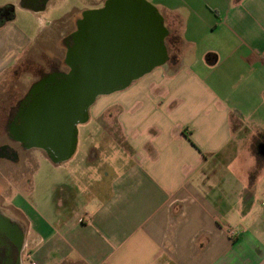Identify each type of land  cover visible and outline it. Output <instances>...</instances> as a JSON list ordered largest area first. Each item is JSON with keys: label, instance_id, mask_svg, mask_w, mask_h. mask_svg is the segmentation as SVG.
I'll use <instances>...</instances> for the list:
<instances>
[{"label": "crops", "instance_id": "0c3cea01", "mask_svg": "<svg viewBox=\"0 0 264 264\" xmlns=\"http://www.w3.org/2000/svg\"><path fill=\"white\" fill-rule=\"evenodd\" d=\"M17 3L0 0V11L33 12ZM156 9L178 32L168 60L94 104L77 134L85 160L67 174L76 180L53 185L47 213L34 195L36 157H0L11 175L0 168V210L27 226L23 264H264V0ZM16 17L0 18V81L42 32L32 37Z\"/></svg>", "mask_w": 264, "mask_h": 264}, {"label": "water", "instance_id": "95a60500", "mask_svg": "<svg viewBox=\"0 0 264 264\" xmlns=\"http://www.w3.org/2000/svg\"><path fill=\"white\" fill-rule=\"evenodd\" d=\"M100 15L116 21L112 27L115 66L85 67L80 71L75 67L71 75L45 91L39 106L32 109L33 137L28 139V145L45 150L55 163L66 162L74 155L78 125L88 121L89 108L98 97L125 90L168 60L165 43L168 29L156 7L149 2L111 0ZM125 19L128 36H125ZM122 49L131 53L132 66L128 70L119 67ZM142 57L146 63L136 66ZM261 154L264 155V147Z\"/></svg>", "mask_w": 264, "mask_h": 264}, {"label": "flooded vegetation", "instance_id": "af4514ba", "mask_svg": "<svg viewBox=\"0 0 264 264\" xmlns=\"http://www.w3.org/2000/svg\"><path fill=\"white\" fill-rule=\"evenodd\" d=\"M18 1L20 7L30 8L31 11L41 14L46 11L52 0ZM82 1L86 6L81 10H77V13H71L66 17L71 20L70 22H74L75 24V30L64 37L66 43V69L54 67L50 72L42 73L39 80L31 86L25 96L18 102L17 106L14 107L15 112L8 121L7 133L10 140L19 147L15 148L8 144L0 146V157H6L13 163H21L23 158L27 160L24 156L28 154L32 156V151L34 149H39L28 145V139L33 137L32 109L35 106H39L45 91H48L51 86H55L66 79L72 74L75 67L80 71L81 69H85V67L91 69L94 67L93 69H95L97 67L115 66V41L112 27L116 21L110 16L100 15V12L111 0ZM16 9L17 7L15 5L5 7L0 11V18H9L15 13ZM141 14L144 16L143 10H141ZM65 19H62L61 22L68 24V21ZM120 19H122V17ZM123 23L125 24L124 29L126 28L125 36H128L127 19H125ZM120 55L119 67L128 70L132 66L129 63L131 53H129L128 49H122ZM145 63L144 57H142V61L135 65L143 66ZM50 81L52 83H49ZM106 96L109 95L100 97ZM94 104L91 107H93ZM91 107L88 111V120L91 115ZM79 126L80 125H78V127ZM40 150L47 154L45 150ZM32 159L33 157H31V160ZM26 228L27 227L23 223L10 218L0 210V264H23L26 261V257H24L26 251Z\"/></svg>", "mask_w": 264, "mask_h": 264}, {"label": "rangeland", "instance_id": "374dc122", "mask_svg": "<svg viewBox=\"0 0 264 264\" xmlns=\"http://www.w3.org/2000/svg\"><path fill=\"white\" fill-rule=\"evenodd\" d=\"M145 1L149 2L157 8L158 0ZM85 6L86 5L82 0H52L48 5L46 11L38 15L30 11L22 10L21 8L16 9L17 17L16 21L14 22L15 26L21 29L27 26V28L31 30L30 33L32 37L33 35L37 36V33H35L36 30L42 28V32L26 51L24 56H22V60L16 66L14 71L6 74L0 81V143L2 142L15 148L19 147L16 143L10 140L7 133L8 121L12 118L15 112L14 107L17 106L18 102L25 96L31 86L39 80L42 73H48L54 67H61L62 69H66V43L64 37L75 30L74 22H70L71 20L66 17H68V15L71 13H77V10H81ZM62 19L67 20L68 24H64V22H61ZM169 32H171V34L176 37V41L178 37L177 28H173ZM170 42V38L166 39V43L168 44V46L171 45ZM169 48L171 51L172 47ZM101 98L102 97H99L96 100V103ZM93 107H91L90 112ZM90 122L91 121H89L87 124H90ZM87 124H82L78 127L79 134L82 130H86L88 128ZM90 125H92V123ZM96 128L107 130L109 129V126L107 123H102L100 127ZM119 133L120 132L117 133V136L119 135ZM99 140L101 139L98 138V141ZM260 143H262L263 145L264 141H261ZM118 145L120 147V150L124 152L126 143L123 139H120V137H118ZM83 146L84 144L82 140V142L80 143V147L77 145L78 150L75 152L76 154H74L73 158L62 164L54 163L51 158L40 149H34L32 151V155L36 157L35 163H37L38 166L37 170L35 171V173H33L32 176L36 183V190L34 191V195L35 197H37V199L32 196L30 197L33 198V200H37L36 202L38 204V207H40V209L38 208V212L47 213L48 209L50 208L49 206L52 205L51 202L53 201V198L60 196L59 193L54 196L55 192L52 191L53 185L60 183L63 179H67V177L69 176L67 174L71 166L76 167L80 166V164L83 163L86 156L85 147L83 148ZM28 155L30 156L31 154ZM105 158L106 162L110 161L108 156H104L94 163L100 165L101 163H104L103 160ZM262 159L264 160V158ZM24 161L25 160L23 158V161H21V163L23 164ZM90 161H92L91 155ZM241 161L242 164L245 163L243 157L241 158ZM112 164L116 165V163ZM6 165H9L8 162L4 161L3 163L0 160V168H2V173L8 178H11L9 171L5 170L7 168ZM74 173H76V171ZM74 173L72 176H69V179L74 178L76 180L77 176ZM90 173L91 172H88L85 177H88ZM90 178H92V173L90 175ZM263 178L264 177H262V179ZM258 201L259 210H264V206L262 204L264 203V196H260ZM45 207L47 209H45ZM24 254V257H26L27 253L25 252Z\"/></svg>", "mask_w": 264, "mask_h": 264}, {"label": "trees", "instance_id": "16d2710c", "mask_svg": "<svg viewBox=\"0 0 264 264\" xmlns=\"http://www.w3.org/2000/svg\"><path fill=\"white\" fill-rule=\"evenodd\" d=\"M170 38L171 40H174L176 37L171 34V32H169L168 36H167V39ZM178 38V37H177Z\"/></svg>", "mask_w": 264, "mask_h": 264}, {"label": "built area", "instance_id": "2783aa9c", "mask_svg": "<svg viewBox=\"0 0 264 264\" xmlns=\"http://www.w3.org/2000/svg\"><path fill=\"white\" fill-rule=\"evenodd\" d=\"M230 235L234 236V231H231V232H230Z\"/></svg>", "mask_w": 264, "mask_h": 264}]
</instances>
